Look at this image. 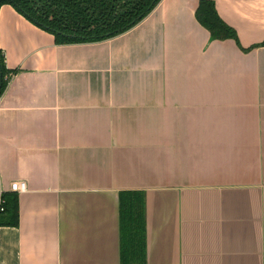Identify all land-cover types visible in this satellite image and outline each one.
I'll list each match as a JSON object with an SVG mask.
<instances>
[{
  "label": "crops",
  "instance_id": "obj_1",
  "mask_svg": "<svg viewBox=\"0 0 264 264\" xmlns=\"http://www.w3.org/2000/svg\"><path fill=\"white\" fill-rule=\"evenodd\" d=\"M160 0L130 30L56 45L0 7V264H120L119 193L145 198L146 264H264V0Z\"/></svg>",
  "mask_w": 264,
  "mask_h": 264
},
{
  "label": "trees",
  "instance_id": "obj_2",
  "mask_svg": "<svg viewBox=\"0 0 264 264\" xmlns=\"http://www.w3.org/2000/svg\"><path fill=\"white\" fill-rule=\"evenodd\" d=\"M160 0H0L39 29L51 34L56 45L95 43L116 37L137 25ZM195 20L212 41L233 40L235 31L218 16L211 0H198ZM264 47V40L251 47ZM9 71L0 50V96ZM0 226L17 227L18 196L0 193ZM145 198L142 191L119 193L120 264H146Z\"/></svg>",
  "mask_w": 264,
  "mask_h": 264
},
{
  "label": "built area",
  "instance_id": "obj_3",
  "mask_svg": "<svg viewBox=\"0 0 264 264\" xmlns=\"http://www.w3.org/2000/svg\"><path fill=\"white\" fill-rule=\"evenodd\" d=\"M11 190L15 193H21L25 191V184L22 182L13 183L11 184ZM2 200H0V204H2ZM0 211H2V208L0 207Z\"/></svg>",
  "mask_w": 264,
  "mask_h": 264
}]
</instances>
